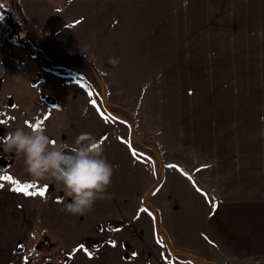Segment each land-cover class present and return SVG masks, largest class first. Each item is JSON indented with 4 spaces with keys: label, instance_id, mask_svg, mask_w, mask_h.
<instances>
[{
    "label": "rangeland",
    "instance_id": "rangeland-1",
    "mask_svg": "<svg viewBox=\"0 0 264 264\" xmlns=\"http://www.w3.org/2000/svg\"><path fill=\"white\" fill-rule=\"evenodd\" d=\"M8 18L17 28L12 38ZM178 30L174 0H0V136L17 127L30 130L26 122L40 120L56 142L71 145L91 133L116 165L111 195L72 214L62 210L71 198L58 183L33 178L21 154L0 150V176L47 185L44 196L36 195L42 205L25 264L213 259L201 239L207 237L209 206L197 197L201 185L179 147L178 131H166L163 140L162 128L145 121L179 126L186 90L175 79ZM0 184V193L19 192L10 181ZM43 236L50 247L41 246Z\"/></svg>",
    "mask_w": 264,
    "mask_h": 264
},
{
    "label": "crops",
    "instance_id": "crops-1",
    "mask_svg": "<svg viewBox=\"0 0 264 264\" xmlns=\"http://www.w3.org/2000/svg\"><path fill=\"white\" fill-rule=\"evenodd\" d=\"M174 17L175 79L186 90L179 126L145 121L163 140L177 129L201 185L202 250L213 258L204 261L264 264V0H174ZM41 205L38 196L0 193V264H25Z\"/></svg>",
    "mask_w": 264,
    "mask_h": 264
},
{
    "label": "clouds",
    "instance_id": "clouds-1",
    "mask_svg": "<svg viewBox=\"0 0 264 264\" xmlns=\"http://www.w3.org/2000/svg\"><path fill=\"white\" fill-rule=\"evenodd\" d=\"M53 141L44 127H17L0 136V150L21 154L33 178L58 183L71 198L63 211L84 213L97 198L111 195L107 187L116 165L106 158L91 133H81L71 145Z\"/></svg>",
    "mask_w": 264,
    "mask_h": 264
},
{
    "label": "snow or ice",
    "instance_id": "snow-or-ice-1",
    "mask_svg": "<svg viewBox=\"0 0 264 264\" xmlns=\"http://www.w3.org/2000/svg\"><path fill=\"white\" fill-rule=\"evenodd\" d=\"M86 87V86H85ZM93 105L96 104V101H92ZM101 115H103V113H101ZM26 123H30L31 127H41L42 126V121L37 120L35 123H31V122H26ZM123 139V138H122ZM55 142V141H53ZM132 154L133 156H138L139 154L137 153V151L133 148L132 149ZM149 159H151L149 157ZM183 172V169H180ZM184 175L186 177H189V173L188 172H184ZM0 179L5 180V181H10L12 183L13 189L19 192L24 193L25 195H31V196H44L46 193V189H47V185L44 186H38L30 181H20L19 179L13 177L10 173L9 174H5L3 176H0ZM3 184H0V187H3ZM30 189H33L30 191ZM200 191H203L202 189H200ZM59 199V197H58ZM215 207V205H213ZM112 244H115L116 241L113 240L111 241ZM77 248L82 249L83 251H85L87 253L88 256H92V252H90L87 248H85V246L83 244H78ZM135 255V253H134ZM25 260L28 259V257H24Z\"/></svg>",
    "mask_w": 264,
    "mask_h": 264
},
{
    "label": "trees",
    "instance_id": "trees-1",
    "mask_svg": "<svg viewBox=\"0 0 264 264\" xmlns=\"http://www.w3.org/2000/svg\"><path fill=\"white\" fill-rule=\"evenodd\" d=\"M8 24H9V34H10V36H11V38H12V37L15 36V33H16V31H17V28H16V26H15L14 21H13L11 18H8ZM60 65H61V64H60ZM66 69H70V70H72L70 67H67ZM79 81H83V80H82V79H79ZM168 244H169V241H168ZM201 263H203V264H207V263H205V262H201Z\"/></svg>",
    "mask_w": 264,
    "mask_h": 264
},
{
    "label": "flooded vegetation",
    "instance_id": "flooded-vegetation-1",
    "mask_svg": "<svg viewBox=\"0 0 264 264\" xmlns=\"http://www.w3.org/2000/svg\"><path fill=\"white\" fill-rule=\"evenodd\" d=\"M111 224H112V223H111ZM109 227H110V223H109ZM110 228L112 229V227H110ZM113 229H114V227H113ZM42 240H43V241H42ZM42 240H41L42 242H40V244H41L42 247H44V248H48V247L51 246L48 237L45 238V236H43ZM180 252H181V251H180ZM181 254L186 255V253H184V252H181ZM191 256H192V255H191ZM188 257H189V256H188ZM66 259H68V258H65V260H66ZM68 261H69V259H68ZM196 262H197V261H196Z\"/></svg>",
    "mask_w": 264,
    "mask_h": 264
},
{
    "label": "water",
    "instance_id": "water-1",
    "mask_svg": "<svg viewBox=\"0 0 264 264\" xmlns=\"http://www.w3.org/2000/svg\"><path fill=\"white\" fill-rule=\"evenodd\" d=\"M110 227L113 228L114 227V224H110ZM66 262H68V259H66Z\"/></svg>",
    "mask_w": 264,
    "mask_h": 264
}]
</instances>
